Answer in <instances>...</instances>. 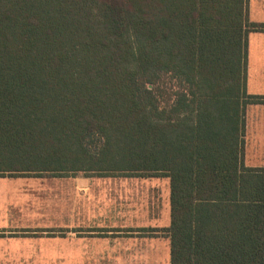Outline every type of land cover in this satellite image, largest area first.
<instances>
[{
  "label": "trees",
  "instance_id": "1",
  "mask_svg": "<svg viewBox=\"0 0 264 264\" xmlns=\"http://www.w3.org/2000/svg\"><path fill=\"white\" fill-rule=\"evenodd\" d=\"M247 3L0 0V177L168 178L170 264H264Z\"/></svg>",
  "mask_w": 264,
  "mask_h": 264
},
{
  "label": "rangeland",
  "instance_id": "2",
  "mask_svg": "<svg viewBox=\"0 0 264 264\" xmlns=\"http://www.w3.org/2000/svg\"><path fill=\"white\" fill-rule=\"evenodd\" d=\"M137 182L140 180L132 179L130 182L132 192H143V196L145 193L149 201H158L161 216L166 214L165 210L170 204L169 179L143 181L142 188L139 187L141 183ZM124 183L125 180L119 177L88 178L84 175L44 179L0 178V229L28 227L71 230L77 226H87L96 221L97 218H94L100 214L93 204L96 201L95 206H98L99 199L90 194L105 190L113 197L122 198L115 192L125 190ZM162 224L166 222L162 221ZM169 243L170 241L165 240L163 246L152 243H148L146 248L144 245L137 248L132 246L138 250L133 252L134 261L116 263L82 262V254H104L103 258L107 259L108 254H115L117 249L94 246L97 248L93 251L87 242H77L74 233H70L67 239H7L0 240V264H170ZM161 249L163 251L157 257L156 252L159 254Z\"/></svg>",
  "mask_w": 264,
  "mask_h": 264
},
{
  "label": "crops",
  "instance_id": "3",
  "mask_svg": "<svg viewBox=\"0 0 264 264\" xmlns=\"http://www.w3.org/2000/svg\"><path fill=\"white\" fill-rule=\"evenodd\" d=\"M247 15L250 23L264 24V0H248ZM246 88L247 94L264 97V32L254 31L248 35ZM245 129V166L264 168V103L248 105L245 113ZM29 178L44 179L50 177L31 176ZM119 178L125 180V190L116 191L115 193L123 196L122 198L113 197L109 191L105 190L94 191L90 194L95 199L98 197V206H95L96 201L93 204L100 213L99 216L94 218L97 219L92 224L77 226L71 230L67 228H3L0 229V240L35 238L67 239L70 237V233H74L77 242H87L92 246L91 250L93 251L97 247L110 246V248L116 247L117 249L115 254H108L107 259L103 258L105 257L104 254H82L80 256L82 257V262L107 261L116 263L134 261L133 252H138V250L133 249L132 246L137 248L138 246L144 245L146 248L148 243H152L155 246L157 244L163 246L165 240L170 241L162 231L170 225V204L165 210L166 214L161 216V206L158 201H149V197L145 193L143 196V192L136 194L131 190L132 184L130 182L132 179L140 180L137 183H141V186H137L142 188L143 181L153 180L155 178L121 176ZM85 195H88V193L85 192ZM162 221H165L166 224H162ZM162 251L163 249L160 250L159 254L156 252V256H159ZM144 252L148 253L146 250Z\"/></svg>",
  "mask_w": 264,
  "mask_h": 264
}]
</instances>
